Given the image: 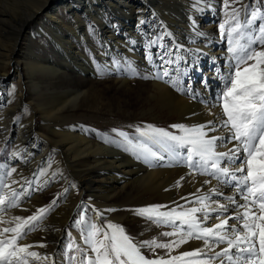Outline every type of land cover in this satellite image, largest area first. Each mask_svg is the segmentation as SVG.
Here are the masks:
<instances>
[{"label":"bare ground","instance_id":"obj_1","mask_svg":"<svg viewBox=\"0 0 264 264\" xmlns=\"http://www.w3.org/2000/svg\"><path fill=\"white\" fill-rule=\"evenodd\" d=\"M218 4L219 0L212 2L208 0H0V87L4 82H8L10 77L18 79L20 61H23L25 63H23L24 72L27 74V77H24L25 87H29L32 92L30 95L19 94L15 98V104L9 102L6 104L0 98V138L4 142L6 137L12 133L18 108L23 107L27 101H31L32 116L23 120L19 127L14 129L17 139L15 153L19 152L17 157L27 168V175L35 173L40 165L48 160L53 161L61 154L73 169L81 165L85 170H89V174L85 175L76 169L75 179L82 180L77 186L81 192L79 198L87 194L95 206L99 209H106L108 212L111 207L99 203L98 199L104 197L111 200L120 189L125 190L128 187H132L141 194H151L162 199L164 205L168 206L166 211L170 208H176L177 211L192 207L200 208L197 197L207 194L208 190L213 187L224 195L213 196L212 199L226 204V197L235 195L234 187L231 188L234 191H229L230 185H220L211 176L201 175L199 172L189 174L191 170L183 162L182 157L169 155L158 145L153 143L150 145V143L141 141L134 155L110 143L103 145L99 140L92 141L80 125L60 126L66 120L68 107L76 106L86 92L78 85L67 87L68 92L65 89L59 92L58 89V85H63L61 84L63 80L58 82V79L65 77L71 70H74L75 74L91 77L97 75L88 52H82L83 49L79 51V48H88L98 57V62L102 67L111 74L115 73L117 78H123L121 82H118L121 83L122 88H130L129 76L121 74V67L119 65L116 67L111 61V59H121L124 56L139 70L150 76L149 79L155 91L151 99L158 107L168 111L170 115H175L180 124L189 127L213 121V124L217 126V131L209 135L227 137L229 133L220 126V120L226 117H223L222 109L217 105V96L224 87L221 77L228 74L232 60H229L230 55L224 52L226 47L220 41L217 27L218 18H220L216 7ZM21 7H24L25 11L19 10ZM64 10L72 12L70 21L64 20ZM41 15L51 22L42 21ZM88 17L92 23H95V28L99 32L98 37L102 44L97 45V48L100 51L94 48V37L88 32L86 22ZM37 18H40L41 22L34 27L36 31L32 32L31 24ZM151 18L156 19L152 22ZM208 18L212 20L207 21ZM141 20L144 21L143 24L140 23ZM118 30L122 31V35ZM27 31L31 32L24 35ZM47 33L51 35L50 39L58 52L56 59L59 62L58 65L48 63L47 59H33L35 56L32 50L33 39L37 35ZM140 33L149 34L148 39L143 41ZM159 37L163 38L158 39ZM201 39L204 43L200 42ZM152 41L156 43L153 44ZM23 43H25L24 54L19 57L18 47ZM207 44L210 48H207ZM156 48H158L157 51ZM166 51H170L171 58L176 61L168 67L171 76L180 81L181 90L179 91L168 82L169 77L156 78L160 72V56ZM206 55H210L212 59L206 58ZM204 60H207L205 64ZM10 69L13 70L12 76L7 74ZM42 75L52 82L47 87L49 96L47 102H40L36 99V94L41 92L37 76L42 77ZM188 75L189 79L186 78ZM198 78L200 82L196 83ZM217 80L223 82L219 87L220 90L217 87L219 84L216 85ZM211 88L218 90L214 100L211 98L209 102L207 98L209 92L206 89L210 91ZM35 118L40 119L41 125H44L43 129L34 125ZM145 144L165 155V159H143L141 149ZM231 146V144L228 145V147ZM38 147L40 150L36 153ZM57 150L58 155L55 153ZM217 151H227V148L218 147ZM93 170L97 171L96 176L91 172ZM17 177L19 176H15L14 179L19 180L20 183L14 184L16 188L23 180ZM181 177L184 179L180 180ZM49 179L44 181V188L49 183ZM178 180L180 181L179 186H177ZM205 180H211V183L204 184ZM197 189L201 191L197 192ZM69 190L73 195L76 187L69 188ZM194 193L195 196L192 195ZM237 199L239 200L238 196ZM77 202V200L70 199L63 217L55 224L47 223L39 232L45 235L44 239H47L50 233L56 232L51 239L48 238L52 240V249L30 250L39 253L46 264L54 263V249ZM177 205H183V209L177 208ZM232 210L233 206L229 205V214ZM202 215V212L196 213L197 217ZM215 215L216 213H211L209 220L201 226L218 223ZM232 223L233 221L229 220V224ZM161 233L163 232L156 233L155 239L166 243ZM40 240L42 239L35 236L30 238L31 243ZM185 244L198 248L203 247V241L195 238ZM223 247L226 245H220L216 251ZM195 258L203 259V257ZM214 264H218V261Z\"/></svg>","mask_w":264,"mask_h":264},{"label":"snow or ice","instance_id":"obj_2","mask_svg":"<svg viewBox=\"0 0 264 264\" xmlns=\"http://www.w3.org/2000/svg\"><path fill=\"white\" fill-rule=\"evenodd\" d=\"M239 4L241 0H223L226 18L219 25L221 36L228 44L227 51L232 54L230 70L226 76L221 77L224 87L217 96V105L221 107L223 117H226L220 120V126L226 129L229 135H209L217 131L213 121L190 127L179 123L170 125V128L178 130L180 134L152 125L136 128L140 136L150 139L153 144L164 149L165 153L177 158L182 157L191 170L189 174L199 172L201 175L211 176L222 184L234 187L235 195L226 197L227 203L221 204L212 197L224 194L213 187L207 194L197 197L200 208L192 207L182 211L170 208L168 211H160L168 206L152 205L134 209L135 214L147 218L152 223L173 227V231L161 233L166 237H177L167 243L153 239L137 244L122 226L111 222L98 226L86 220L84 213H81V218L76 224L84 225L81 236L87 249L81 248L74 240L67 245L69 251L80 252V264H214L216 261L218 264H225L226 261L227 264H264V23L259 24L257 35H251V26L264 16V13L259 9L249 12L250 5L243 8L233 7ZM140 23L143 24L144 21L141 20ZM152 43L155 44L156 41ZM171 57L170 51L161 54L160 72L156 78L169 77L168 82L179 91L180 81L171 76L168 67L176 62ZM112 131L131 143L126 132L117 129ZM229 144L232 146L228 147ZM218 147L227 148V151H217ZM14 155L18 156L19 152ZM141 155L145 160L165 159V155L154 151L147 144L142 146ZM4 167L0 165V169ZM16 172L17 169L13 167L0 173V189L9 190L0 195V212L6 211L3 207L5 205L8 208L19 206V197L23 193H18L11 184H19L20 181L13 179L11 184L6 182V178L12 177ZM39 175H45V170L41 169ZM22 179L25 183H32L27 178ZM183 179L184 177L180 178ZM179 183L178 180L177 186ZM210 183L211 180L204 181V184ZM200 191L197 189V192ZM55 204L56 200H53L50 205L37 209L26 218L15 216L6 222L0 217V224L16 222L14 227L0 228V237H3L0 238V264H29L28 257L40 258L39 253L29 251L33 245H21L18 241L35 231L38 227L35 222L41 220ZM229 205L233 206L231 214ZM177 208L183 209V205H177ZM92 210L98 217L103 216L99 210ZM198 212L203 215L197 217ZM211 213H216L215 219L219 222L202 227L201 225L209 220ZM229 220L233 223L229 224ZM177 221L181 223L177 224ZM101 233L102 238L97 239ZM193 238L202 240L203 247L184 251L176 256L171 255L173 250ZM220 245L226 247L216 251ZM39 246L46 247L44 244ZM143 248H148L153 253L157 248L167 249L166 255L169 258L165 259L160 255L147 258L141 251ZM88 251L95 255L89 256ZM190 257L203 259L185 260ZM69 260L75 262L76 256H70Z\"/></svg>","mask_w":264,"mask_h":264},{"label":"rangeland","instance_id":"obj_3","mask_svg":"<svg viewBox=\"0 0 264 264\" xmlns=\"http://www.w3.org/2000/svg\"><path fill=\"white\" fill-rule=\"evenodd\" d=\"M77 1V0H75ZM212 2L213 0H208ZM93 2V1H92ZM245 5H250L248 11L251 12L253 9H259L260 12L264 13V0H241V4L233 5V7H241ZM216 6V5H214ZM218 13L220 18H218L217 27L224 22L225 20V10L223 7V0H219ZM21 11H25L24 7L19 8ZM72 12L69 10H64L63 16H65L66 21H70ZM148 16V15H146ZM211 16V15H208ZM244 13H241V21L243 22ZM42 21H49V19L45 18V16L41 15ZM40 17V18H41ZM44 17V18H43ZM37 18L34 23L31 24L30 29L32 32L36 31L34 28L41 22V19ZM149 18H147L148 20ZM156 18H151L150 20L153 22ZM15 20V19H14ZM212 19L208 18L207 21H211ZM87 29L91 36L94 37L93 46L97 48V45L101 46L100 38L98 37L99 32L95 28V23H92L91 19L88 17L86 20ZM264 23V16H261L255 24L251 26V35L255 36L259 33V24ZM33 26V27H32ZM208 26V25H207ZM122 29V28H120ZM119 34L122 35V31L118 30ZM31 31H27L24 35H28ZM220 35V41L225 45L224 52L230 55L229 60H232V54L227 51L228 44L224 38H222L220 30L218 31ZM50 34L46 35H37L33 41L32 50L35 53L33 56L34 60H45L52 65H58L57 55L58 52L50 39ZM149 34L140 33V37L143 41L148 39ZM201 43L204 41L201 39ZM143 44V43H141ZM77 45H81L77 43ZM207 48H210L209 44L206 45ZM25 43L21 44L18 47V55L21 57V54H24ZM83 49V50H82ZM158 48H156L157 51ZM88 52L89 58L92 60L93 65L96 68L97 75L95 77L86 76L84 74H75L71 70L67 72L68 74L59 78L58 82L63 80L61 84L58 85L59 92L62 89H65L68 92L67 87L78 85L85 90L86 95L76 104V106H69L66 113V120L60 126H82L83 131H86L87 136L93 140H99L103 145L107 143L115 145L118 148H122L125 151L134 153L138 151L140 147V142L144 141L150 145L152 144L151 140L147 137L140 136L139 133L136 132V128H144L146 125H152L155 128H162L174 132L176 134H180L178 130L170 128L172 124H180L178 118L175 115H170L168 111H164L156 103H154L151 99L152 95L155 93L152 83L150 82V76L144 71L139 70L135 64L130 61L128 58L122 56L121 59H111L113 65L116 67L119 65L121 67V74H127L130 79V88H122L121 80L122 77L117 78L115 73L111 74L106 70V68L102 67L98 62V57H96L93 52L91 53L87 48H79V51ZM144 51V48H142ZM100 51V50H99ZM121 52V50H120ZM206 58L212 59L210 55H206ZM204 64L207 60H204ZM21 65L19 67V75L17 78L10 77L8 82H4L0 87V98L7 104L12 103L15 104V98L19 94H32L29 87H25L24 77H27L24 70V62L20 61ZM24 63V64H23ZM251 63V61H249ZM216 65V63H214ZM8 75L12 76L13 70L10 69ZM222 73L225 75V72L222 70ZM43 77V78H42ZM37 76V81L40 84L41 92L36 94V99L40 102L49 101V96L47 92V87L49 83H52L50 79ZM189 75L186 77L189 79ZM20 79V80H19ZM117 79V81H116ZM188 79L186 81H188ZM196 83L200 82L199 78L195 81ZM66 86H65V85ZM72 84V85H70ZM200 84V83H199ZM220 90V86H222L223 82L220 80L216 81V85ZM44 89H43V88ZM63 87V88H62ZM216 87V88H217ZM217 89V90H218ZM209 92L208 101L211 102L217 95V90L215 88H211L212 92L210 93L209 89H206ZM215 90V91H214ZM222 90V88H221ZM154 91V92H153ZM72 92H70L71 94ZM6 99H10L9 101ZM51 99V98H50ZM86 99V100H85ZM30 102L27 101L23 107L18 108V112L16 113V118L14 120V129L16 130L20 123L26 118L32 116V108L30 107ZM74 107V108H73ZM153 110V111H151ZM148 111V112H147ZM146 112L148 114H146ZM155 113V114H154ZM147 115V116H145ZM152 115V116H151ZM70 116V117H69ZM69 117V119H68ZM33 123L36 127L43 129L44 125H41V121L38 118L33 120ZM14 129L10 135L6 137V140L0 138V165H4L3 169H0V173L10 170L11 168H16L17 172L13 173L12 177H7L6 182L11 184L12 180L15 176L18 179L27 178V180L32 181L31 184L25 183L24 179L21 180V184L16 188L13 184L12 188L16 189L18 193H23L19 197V206L8 208L6 205L5 212H0V217L3 218L4 221H11L12 217L20 216V217H28L36 212L37 209L48 206L51 204L53 200H56V204L50 208L43 216V218L37 222L38 227L35 231L30 232L24 239L19 240L18 243L21 245L30 244L33 245L32 248L29 249H52L53 243L51 237L55 235L56 232H52L49 234V239H44L45 235L40 234L41 228L44 225L55 224L57 223L67 211V202L70 199L77 200V205L74 207L73 212L68 217V222L63 231L62 235L59 238V242L54 249V263L53 264H80L81 254L76 250L69 251L67 245L75 241L76 244L80 245L81 248L87 249V246L84 244V241L81 236V230L84 228V225H77L76 221L81 218V213H84L85 219L91 221L92 223H96L98 226H102L111 222L114 225L122 226L125 232L133 239L137 244L143 241H150L155 239V234L159 231L161 232H170L173 231V227L171 225H157L152 223L147 218L142 217L134 213V209L152 206V205H164L162 199H159L156 196L151 194H141L138 191L133 190L132 187H128L125 190H119L116 196L113 199L109 200L104 197L98 199V202L111 207V210L108 212L106 209H99L95 206L93 202L90 201L89 195H81L78 182L82 180L75 179V172L77 171L88 175L89 170H85L84 166H78L76 169H73L70 164L64 159L63 155L59 154L58 150L57 155L59 157L52 161L48 160L43 163L36 169L35 173H31L27 175V168L21 164L18 157L14 155L15 153V142L17 141ZM117 129L128 134L131 143H128L124 138L118 136L112 130ZM45 139L44 137H42ZM103 140V141H102ZM32 141V140H31ZM32 143H35L32 141ZM219 143V142H218ZM31 144V142H30ZM36 147V146H35ZM39 147L36 150V153L39 152ZM52 156V155H51ZM80 163V162H79ZM68 164V165H67ZM45 170V175H39L40 170ZM95 173L97 171H91ZM35 174V175H34ZM72 174V175H71ZM48 178H50L49 183L44 188L43 183ZM71 178V179H70ZM63 179V180H61ZM75 179V180H74ZM98 179V178H97ZM213 179V178H212ZM99 180V179H98ZM219 182V181H218ZM220 185H225L219 182ZM22 185V186H21ZM42 185V186H41ZM76 187L75 193L72 195L71 190L69 188ZM232 186L228 188L229 191H234ZM67 189V191H65ZM8 189H0V195L8 192ZM128 194V195H126ZM26 205V206H25ZM29 207V208H27ZM26 208V209H25ZM99 210L103 213L102 217H98L96 213L92 209ZM87 209L85 212L84 210ZM113 211V212H112ZM160 211H166V208H161ZM112 212V213H111ZM137 217V218H134ZM16 222L4 223L0 224V228L5 226H15ZM123 223V224H122ZM177 224L180 222L177 221ZM186 230V227H185ZM110 231V230H109ZM69 234H71L69 236ZM10 235V234H9ZM37 237L42 239L40 241H35L33 243L30 242L31 237ZM103 233L97 237V239H101ZM3 238V237H0ZM146 238V239H145ZM166 243L171 240L177 239L176 236L166 237L164 236ZM29 239V240H28ZM157 240V239H156ZM160 242L159 240H157ZM44 244L46 247H40L39 245ZM198 247L190 244H183L179 248H176L171 252L172 256L179 255L184 251H193ZM142 253L147 258H155L156 255L164 256L165 259L169 257L166 255L167 249L157 248L155 253H153L148 248L141 249ZM89 256H94L95 254L91 251H88ZM76 256L75 262H70L69 257ZM29 264H46L43 259L40 257L39 259L28 257ZM196 260L195 257L185 258V260ZM52 261V260H51Z\"/></svg>","mask_w":264,"mask_h":264},{"label":"water","instance_id":"obj_4","mask_svg":"<svg viewBox=\"0 0 264 264\" xmlns=\"http://www.w3.org/2000/svg\"><path fill=\"white\" fill-rule=\"evenodd\" d=\"M73 212V211H72Z\"/></svg>","mask_w":264,"mask_h":264}]
</instances>
